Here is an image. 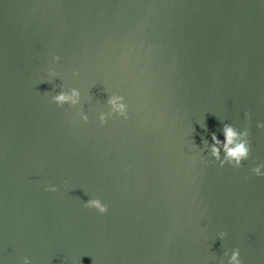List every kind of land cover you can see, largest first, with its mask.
I'll return each instance as SVG.
<instances>
[{
    "label": "water",
    "instance_id": "water-1",
    "mask_svg": "<svg viewBox=\"0 0 264 264\" xmlns=\"http://www.w3.org/2000/svg\"><path fill=\"white\" fill-rule=\"evenodd\" d=\"M224 123L239 169L202 151ZM258 125L264 0H0V264H264Z\"/></svg>",
    "mask_w": 264,
    "mask_h": 264
},
{
    "label": "clouds",
    "instance_id": "clouds-1",
    "mask_svg": "<svg viewBox=\"0 0 264 264\" xmlns=\"http://www.w3.org/2000/svg\"><path fill=\"white\" fill-rule=\"evenodd\" d=\"M53 59L58 61L60 57L56 56ZM50 75L55 74L50 73ZM51 102L61 108L65 105L74 108L81 102V92L77 88L71 89L70 92L60 91L51 96ZM106 104L108 111L101 112L99 115V123L101 126L105 125L109 118L128 119V105L125 102L124 96L118 94L108 95ZM78 115L84 123L88 122L89 117L82 109ZM245 116L250 120L249 113H245ZM258 127H264V125H258ZM222 133L224 137L223 141L217 138L215 133L211 135V143L207 139H204L202 151H206L207 156L218 161L221 168L225 165H229L235 169L241 168L243 161L249 159L251 155V144L249 140L250 129L245 126L243 130H240L232 124L224 123ZM262 168H264V164L253 167L251 171L257 176H264V172L261 171ZM47 191L56 192L58 188L49 185ZM84 206L89 209H95L101 215L108 211V206L98 198H90L84 202ZM219 235L220 239H223L225 233L222 232ZM225 255L229 256V253L226 252ZM23 264H30L29 259L25 258ZM227 264H242L238 248L231 251Z\"/></svg>",
    "mask_w": 264,
    "mask_h": 264
}]
</instances>
